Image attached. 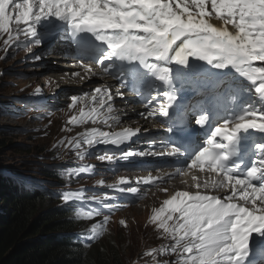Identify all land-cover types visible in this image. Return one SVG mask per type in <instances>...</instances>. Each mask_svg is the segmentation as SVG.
<instances>
[{
	"label": "snow or ice",
	"instance_id": "1",
	"mask_svg": "<svg viewBox=\"0 0 264 264\" xmlns=\"http://www.w3.org/2000/svg\"><path fill=\"white\" fill-rule=\"evenodd\" d=\"M53 35L70 41L81 79L107 74L118 82L115 91L101 85L71 97L74 114L67 124L82 131L61 144L80 160L98 145L115 146L97 155L108 163L146 155L184 157L183 167L167 177L139 178L138 184L158 185L193 170L204 175L191 176L195 192L175 191L153 209L149 222L171 243L144 255L155 264L157 255L174 256L171 264H264V0H0L6 53L13 44L31 52ZM121 89L140 98L144 111L138 115L146 121L163 118L164 130L173 135L161 151L120 147L141 132L116 130L114 97H124ZM94 170L82 165L61 175L68 179ZM128 183L122 177L107 187L138 193L137 187H119ZM60 197L118 210L108 202L112 197H86L83 188ZM83 207L76 209L77 218L103 215L86 236L95 240L111 217L101 208Z\"/></svg>",
	"mask_w": 264,
	"mask_h": 264
},
{
	"label": "rangeland",
	"instance_id": "2",
	"mask_svg": "<svg viewBox=\"0 0 264 264\" xmlns=\"http://www.w3.org/2000/svg\"><path fill=\"white\" fill-rule=\"evenodd\" d=\"M54 39H59V37L50 36L48 41L50 40V43H58ZM67 42L68 45L71 44L70 41ZM66 47H68L67 44ZM35 48L37 47L32 48V50ZM26 52L23 47H17L13 44L7 49L6 53L3 41L0 39V74H2L0 75V101L10 100V106H2L1 110L3 112L0 113V131L6 133L5 139L7 141L5 146L0 148V170L6 167L16 171L15 173L20 180L27 183L24 184L26 187H30L33 184L41 189L54 191L56 186L55 179L45 176V169L53 166L62 170L64 168L69 169L75 163L85 162L95 169L89 177L91 179L87 180V182L94 184L91 187H87L89 191L92 192L94 190L103 194L114 192L116 196L113 197L112 202L115 203L121 192L118 189H110L107 185L116 183L122 177L126 178L132 170H136L138 166L143 165L141 163L151 160L154 161L150 163H154L160 157L152 155L147 157L136 156L128 161L117 160L114 163H108L97 159V155L103 154L106 147L115 151V146L98 145L89 150L90 155H87L83 160H79L74 152L60 143L61 140H65L66 143L67 139L76 136L77 133L82 131L80 126L67 124L68 118L74 114L73 111L69 110L68 105L71 100L68 101V99L76 91L72 89L66 93L61 91L60 88H48L46 83L50 82V80L43 77L48 72L60 70L56 68L58 65L53 59L48 58L49 52L45 51V49L39 52L42 57L39 61L33 57H23ZM97 80L99 84H105L106 86H111L114 82L111 81L107 85L106 82L102 83L101 80ZM35 89H39V92L35 91ZM86 91L90 92L89 90ZM51 96L55 97L51 98ZM41 100H44V102ZM121 104L124 105V102H121ZM132 105L130 103L126 107ZM150 124L151 126L146 128V131L144 130L140 139L149 149H152L155 145L150 144L149 140L153 139V136L158 135L155 141H158L156 144L161 145L159 136L163 135V131L162 133H154L152 121H150ZM91 126L87 125L86 127ZM120 147L131 151H137L138 148L137 145L132 146L129 143ZM117 155H119L118 151ZM41 167L43 168L41 169ZM100 180L104 181V185L97 183ZM121 186L129 187L130 184ZM160 188L162 187H156L152 192ZM152 192L148 199H146L147 194L142 200L124 206L117 214L115 212L109 213L108 215L111 218L106 226V231L95 240H88L84 237L86 243H96L111 235L116 236L117 241L124 247L123 264H155L152 257L145 256L144 253L153 248L170 244L171 241L165 239L155 225L149 222L153 209L159 208L168 195L166 192L161 194ZM91 195L87 194L86 197ZM83 204L84 211H88L90 208H101L103 214L107 215L105 209L94 201H86ZM98 217L100 220L92 219L90 221V219L83 218L79 220L87 234L91 226L95 224V221L100 222L103 220V215ZM121 220L125 221L126 226L121 225ZM174 259V256L167 255H157L156 257V261L160 262V264H163L165 260L171 264Z\"/></svg>",
	"mask_w": 264,
	"mask_h": 264
},
{
	"label": "trees",
	"instance_id": "3",
	"mask_svg": "<svg viewBox=\"0 0 264 264\" xmlns=\"http://www.w3.org/2000/svg\"><path fill=\"white\" fill-rule=\"evenodd\" d=\"M9 102L0 101V113ZM5 134L0 131V148L7 142ZM65 170L45 169L44 175L55 179L54 191L26 187L13 170H0V264H123L124 247L116 236L91 246L82 240L86 231L77 228L75 215L82 202L65 204L60 193L81 189L71 187L85 173L65 179Z\"/></svg>",
	"mask_w": 264,
	"mask_h": 264
},
{
	"label": "bare ground",
	"instance_id": "4",
	"mask_svg": "<svg viewBox=\"0 0 264 264\" xmlns=\"http://www.w3.org/2000/svg\"><path fill=\"white\" fill-rule=\"evenodd\" d=\"M45 51L49 52L48 58L53 59L55 61V63L58 65V67H56V68L60 69L57 71L48 72L43 77L44 79L50 80V82L46 83L48 88L49 87H55L56 89L60 88L61 91H65L66 93L69 90L74 89L76 91V94L74 93L75 95H73V96H80L83 93H87L86 90L91 91L94 88H96L95 85H97L98 87L101 85H105V84H99V82H95L94 81L95 79L101 80L102 83L106 82L107 85H109L108 84L109 82L114 81L112 79H109L105 74H99L98 75L99 77L92 76L91 78L81 79V77L84 76V72H83V69L80 67V62L78 61V59L74 58V55L72 54V48L66 47L65 44L63 45V43L62 44L59 43L57 45L54 43V45L52 47L45 48ZM61 67H62V69H61ZM77 72L80 73L79 76L75 75V73H77ZM78 78H80V80H78ZM115 89L113 91H115ZM35 91H37V90L35 89ZM121 91L125 92V95L123 98H121L119 96L114 97V107L116 109V114L120 116V124L116 125V130H119L120 128H123V127H128L129 124H134V122H135L134 129L139 127V126H142V128L139 127V128H141V132L137 136L133 137L129 143L132 145H139V151H144V150H149V151H153V152L160 151V147H157V146H154V148L149 149L148 146H146L144 144V142H142L140 139V137L143 136L144 130L151 126L150 121H152V120L149 119L146 121L144 118H142L141 116L138 115L139 112L144 111L142 104L136 103V99H138L139 97L134 95L132 92L126 91L125 89H121ZM53 97H55V96H51V98H53ZM70 100H71V98L68 99V101H70ZM41 101L44 102V100H41ZM128 101H130V102H128ZM121 102H124L125 106L122 105ZM130 103L133 105L130 107H126ZM136 116L138 117V119H134V117H136ZM160 123H163V118H158L156 121H152V126H153V129L155 130L154 133H162V131H163V135H164L165 131H164L163 126L160 125ZM131 128H133V127H131ZM150 136H152V135H150ZM169 157L174 158V163L176 162L175 156H169ZM169 160L170 159H168V162H169ZM161 161H165V160H161ZM168 162H164V164L162 166H160V164H144L145 167L148 168V170H147L148 176L147 177H149V176L167 177L168 175L173 173L175 171V169L172 167H169L170 164H168ZM176 164L179 165L178 162H176ZM145 173L146 172L144 170H136L134 172V174L137 175V178L134 180L137 182V180L139 178H145L144 177ZM192 175H198V176H201V178H204V175L198 173V171L197 172H195V171L189 172L186 175L173 176L172 178L167 179L166 182L159 183L158 185H152V186L146 185V186L150 187L147 190V194H148L147 197L149 198V196L151 195V192L156 187H162V188L157 189L156 191H154L152 193L161 194L162 192H166V194L168 195V197L166 199H168L178 189H183L185 185L187 186V188L189 190H191L193 188V181L191 179ZM105 184H107V183H105ZM162 189H167V191H162Z\"/></svg>",
	"mask_w": 264,
	"mask_h": 264
},
{
	"label": "clouds",
	"instance_id": "5",
	"mask_svg": "<svg viewBox=\"0 0 264 264\" xmlns=\"http://www.w3.org/2000/svg\"><path fill=\"white\" fill-rule=\"evenodd\" d=\"M0 75H2V74H0ZM134 119H138V117L136 116V117H134ZM134 124H135V122H134ZM134 124H129V127H133L134 126ZM135 127V126H134ZM133 127V128H134ZM139 127H141L142 128V126H139ZM144 128V127H143ZM132 146H135V145H132ZM80 160V159H79ZM80 165H88V166H90L89 164H87V163H85V162H81V163H75L74 165H73V167H71V168H75V167H79ZM6 169V167H3L2 168V170H5ZM65 169V168H64ZM137 170V169H136ZM136 170H132V172H130L129 174H128V176L126 177V179L129 181V183L128 184H130V186L129 187H132V179H133V177H135L136 176V174H134V172L136 171ZM16 171H13L12 172V174L14 175V176H16L18 179H20L17 175H16V173H15ZM88 173H85L84 174V176H82L81 178H79V181L78 182H80L79 184H77V185H74V187L73 188H77V187H82V188H85V195H87V194H93V193H95L96 195H101V194H103V193H101V192H97V191H89V189L87 188V187H91V186H93L94 184L93 183H91V182H87V180H90L91 178H89L90 176L88 175V177H85L86 175H87ZM21 181V180H20ZM23 182V181H22ZM24 184H27L26 182H23ZM119 187H122L121 185L119 186ZM124 193H126V191L125 192H121L120 193V195H119V199H121L122 197H123V195H124ZM130 193V192H129ZM110 195L109 196H111L112 198L114 197V196H116V193H114V192H110L109 193ZM137 201V200H136ZM81 204H83V202L82 203H80L77 207H76V209L78 208V207H80L81 206ZM100 207H101V205H100ZM118 208V210H115L114 212L117 214L121 209H123V207H117ZM80 219H82V218H79V219H77L76 221H78V225H77V228H80L81 230H85V228L84 227H82V224L80 223ZM83 219H86V218H83ZM92 219H97V220H100L99 219V217L98 216H94L93 218H91L90 219V221L92 220ZM89 220V219H88ZM97 222H99V221H95V223H97ZM86 231V230H85ZM86 235H87V232L83 235H81L82 236V240L84 241V243L86 244V245H88V246H91L92 244H94V243H91V244H87L86 243V241L84 240V237H86ZM99 242V241H98ZM97 243V242H96Z\"/></svg>",
	"mask_w": 264,
	"mask_h": 264
}]
</instances>
